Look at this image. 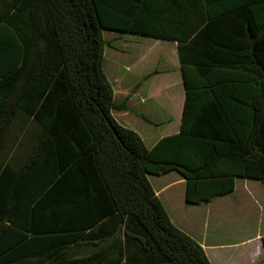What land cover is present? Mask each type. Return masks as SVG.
Returning a JSON list of instances; mask_svg holds the SVG:
<instances>
[{"label":"trees","instance_id":"trees-1","mask_svg":"<svg viewBox=\"0 0 264 264\" xmlns=\"http://www.w3.org/2000/svg\"><path fill=\"white\" fill-rule=\"evenodd\" d=\"M255 2L241 56L235 43L227 59L180 49L181 129L148 148L113 115L127 99H114L104 32L176 39L174 27L190 22L198 37L200 12L181 0H0V264H46L73 244H111L100 264H212L149 176L179 172L192 204L233 193L238 178L264 181V4Z\"/></svg>","mask_w":264,"mask_h":264},{"label":"crops","instance_id":"crops-1","mask_svg":"<svg viewBox=\"0 0 264 264\" xmlns=\"http://www.w3.org/2000/svg\"><path fill=\"white\" fill-rule=\"evenodd\" d=\"M181 1L185 3L187 10L200 12L203 30L198 37L191 34L193 27L190 22L174 27L176 39L137 35L114 29L104 32L105 38L111 43L114 39L124 40L125 43L124 49L118 47L116 50L115 47H111L114 49L109 64L106 63L105 50L104 67L114 87V99L117 103L127 99V109L116 110L113 115L120 124L136 131L148 148L154 147L159 140L176 134L181 129L188 90L180 49L183 47V54L187 57L192 53L193 57L203 59L221 58L222 55L227 59L229 55L233 57V52L225 47V44L235 43L236 51L233 47L232 50L236 52V57H239L241 56L239 48L247 46L252 40L247 27L251 18L250 12L255 18V0ZM169 3L171 4V1ZM106 32L111 34L106 36ZM189 66L193 68L194 65ZM187 72L189 76L193 73L190 70ZM250 87L251 85H248V88ZM209 99L213 100L211 93ZM250 99L256 100L253 97ZM262 108L264 109V104ZM249 118L253 116L249 115ZM172 173H176L178 178L169 180L167 177ZM149 178L172 221L203 245L212 264H264L262 244L264 233H256L242 240L238 236L236 241H226L224 240L226 235L218 232L212 234L208 224L205 223L206 227L201 229V226L193 227L188 221L194 213L197 214L203 209V205L213 210L216 201L225 199L230 194L218 196L210 202L192 204L186 201L187 182L179 172L172 171L160 176L150 175ZM240 179L248 182L249 195L252 199L257 201L259 197L264 196V181L250 178H238L235 190L231 194L237 191ZM219 209L226 210L220 206ZM110 251L111 244H103L100 247L73 244L46 264H100L97 252L107 254ZM29 263L31 261H27V264Z\"/></svg>","mask_w":264,"mask_h":264},{"label":"rangeland","instance_id":"rangeland-1","mask_svg":"<svg viewBox=\"0 0 264 264\" xmlns=\"http://www.w3.org/2000/svg\"><path fill=\"white\" fill-rule=\"evenodd\" d=\"M105 34L107 36L111 33L106 32ZM111 47H115L116 50L118 47L124 49V40L114 39L111 46L106 48L107 64H109L110 55L113 53L112 49H114ZM167 178L173 180L178 178V175L172 173ZM151 179L154 181L153 177ZM245 182L246 180L240 179L238 189L234 194L216 201L212 207L213 210H210L211 207L207 209L203 205V209H200L201 211H198L197 214L194 213L188 221L192 223L193 227L201 226V229L206 227L205 223L208 224L212 234L218 232L223 236L226 235L224 237L226 241H236L238 236L242 240L256 235V233H264V196L259 197L257 201L252 199L249 195L248 182ZM177 203L179 204V201ZM219 206L225 207L226 210L219 209Z\"/></svg>","mask_w":264,"mask_h":264}]
</instances>
